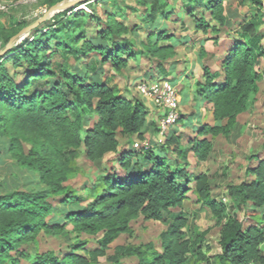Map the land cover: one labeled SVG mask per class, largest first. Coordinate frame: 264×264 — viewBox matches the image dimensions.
<instances>
[{"label": "trees", "instance_id": "obj_1", "mask_svg": "<svg viewBox=\"0 0 264 264\" xmlns=\"http://www.w3.org/2000/svg\"><path fill=\"white\" fill-rule=\"evenodd\" d=\"M135 1L144 7L142 16L153 26L145 48L137 49L121 36L126 24L101 21L97 15L78 11L72 24L79 26L81 19L89 17L98 24L94 33L88 35L76 26L78 31L63 40L58 39L60 22L40 34L35 27L30 39L0 56V136L9 138L8 150L16 162L36 172L47 188L46 192L0 193V264H18L22 259H31V264H96L139 216L162 221L166 229L160 249L152 243L118 249L120 256H136L137 264H264V155L254 154L251 160L256 164L246 166L243 179L226 185L227 201H223L213 196L206 172H188L187 149L177 128L168 131L159 150L119 144V137L144 140L148 110L142 99L120 93L102 79L103 72L91 66L89 58L99 57L101 65L120 71L130 59L147 55L163 76L174 43L188 38L168 31L169 0ZM243 1L264 7V0ZM222 2L186 0L182 10L192 18L194 28L205 33V16L194 12L204 9L215 14ZM161 19L164 24L158 25ZM178 20L186 25L184 18ZM239 30V36L222 53H210L203 47L199 52L216 69L204 65L202 79L195 82L194 96L210 104L213 117L211 124L200 123L195 131L200 137L189 141L196 165L208 158L215 137L229 133L237 115L247 110L249 96L258 89L261 77L255 66L260 55L247 43L258 33L252 21L240 24ZM13 35L0 43V49ZM165 41L168 43H160ZM60 52L66 56L58 61ZM8 62L14 69L24 68L22 80L8 74ZM222 120L225 124H220ZM156 124L154 120L150 123ZM111 153L114 157L106 159ZM79 156L92 163L104 162L80 194L65 184L76 174ZM189 190L210 209L219 227L214 254L208 255L206 244L210 226L200 230L195 217L189 218L183 211ZM245 218L250 220L247 224ZM67 225L77 239L66 251L28 253L26 244L32 231L42 229L53 235ZM83 234L93 238L95 248L86 247L87 239L79 238Z\"/></svg>", "mask_w": 264, "mask_h": 264}, {"label": "rangeland", "instance_id": "obj_2", "mask_svg": "<svg viewBox=\"0 0 264 264\" xmlns=\"http://www.w3.org/2000/svg\"><path fill=\"white\" fill-rule=\"evenodd\" d=\"M61 1L63 0H0V43L9 35H15L24 27L40 19L52 4ZM185 1L169 0L172 13L166 21L168 31L174 33L177 37L188 36V38L185 42L176 41L174 43V53L172 57L165 61V75H158L154 59L147 55H139L135 59H130L127 66L120 71L115 70L109 64L101 65L99 57L91 56L88 61L91 66L95 65L100 72H103L102 79H107L110 84L115 85L120 93H127L142 99L148 110V124L146 125L144 140L119 137L120 146L129 147L133 146L135 142H140L144 145L147 143L148 146L159 150L158 146L162 143L168 131L177 128V132L182 136L181 141L187 149L188 172H206L210 179L213 196L227 201L226 185L237 183L243 179L246 166L255 163L251 160L254 154L264 155V7L257 8L243 0H223L221 9L215 14H210L204 9L197 10L194 12L195 15L199 16L202 13L208 24L206 32L202 33L194 28V21L182 10ZM143 9L144 7L138 5L135 0H85L82 3H76L68 7V12L65 14L61 11L49 16L37 27L40 34L50 25L60 22L56 26L58 29H62L58 39L67 40L77 30V25L72 24L75 14L79 13L78 11H83L82 13L86 15H97L101 21L109 20L113 23L122 22L126 24V29L121 36L128 43H131V46L141 49L145 48L148 43L147 34L153 27L142 16ZM108 13L112 14L111 17L107 15ZM178 17L185 19V26L180 24ZM80 21L79 26H77L79 31L85 30L88 35L94 33L95 28L98 26L89 17H84ZM251 21L254 22L258 35L251 38L247 43L260 55L255 66L261 77L257 92L249 96L247 110L237 115L229 133H221L215 137L208 158L196 165L193 153L188 150L189 141L192 137H200L195 132L200 123L209 124L213 121L207 102L201 105L199 102H202V100L196 99L194 96L195 82L198 77H201L204 65L211 64V69H216L212 61L199 57L200 49L203 47L206 50L208 49L207 51L210 53L212 51L222 53L229 46V42L239 36L240 24ZM161 24H164V19L159 21L158 25ZM68 28L69 30H67ZM34 33L36 32L31 30L19 36L11 43L9 50L18 42L30 39ZM213 38H217V42H214ZM160 43L165 44L168 41ZM65 56L64 52H60V55L56 58L60 61ZM68 58L69 63H72L73 60H70V57ZM7 68L8 74L15 77L17 81L24 78V68L14 69L9 62ZM158 76L173 81V83L170 82L174 85L179 99V121L167 129L164 137L158 135L157 124L150 125L153 120L154 122L155 120L156 122L159 121V111L138 89L140 83H148ZM196 108L202 109L201 114H199V111H195ZM150 115H155V118H150ZM198 115L201 117V122L195 121ZM225 122L226 120H222L220 124H225ZM89 124L92 125V122ZM28 146V144H25L26 148ZM8 147L9 138L0 136V193L5 194L17 190H41L46 192L47 188L40 182L38 174L19 165L11 156ZM113 157L112 153L105 156L106 159ZM75 163L77 172L65 184L78 189L80 194L81 187L89 185L97 177L101 167L104 166V162L92 163L83 156H79ZM187 195L188 198L183 202V211L187 213L189 218L195 217L197 227L200 230L210 226L206 235V244L210 247L208 255L214 254L218 251L217 240L219 236V227L214 224L215 218L210 209L197 200L192 190H189ZM48 199L51 200V196ZM249 221L245 218L244 224ZM71 229V225H67L65 229L58 230L53 235L45 233L42 229L32 231L26 244L28 253L34 256L46 251H53L56 254L60 251H66L69 245L77 239V234ZM165 229L166 224L162 221L147 220L143 216L137 217L130 222L129 232L121 234L112 242L106 251V256L100 257L96 264H114V261H117V264H137L136 256H120L121 252L118 249L120 247L143 248L148 243H152L160 249L161 234ZM79 238L87 239V248L93 249L96 247L91 236L83 234ZM261 248L264 252V243ZM18 264H31V259H22Z\"/></svg>", "mask_w": 264, "mask_h": 264}, {"label": "built area", "instance_id": "obj_3", "mask_svg": "<svg viewBox=\"0 0 264 264\" xmlns=\"http://www.w3.org/2000/svg\"><path fill=\"white\" fill-rule=\"evenodd\" d=\"M138 89L159 111L158 135L164 137L167 129L176 124L179 119V99L174 85L169 80L158 76L148 83H140ZM146 144L135 142L133 146L135 148L147 147L148 144Z\"/></svg>", "mask_w": 264, "mask_h": 264}, {"label": "water", "instance_id": "obj_4", "mask_svg": "<svg viewBox=\"0 0 264 264\" xmlns=\"http://www.w3.org/2000/svg\"><path fill=\"white\" fill-rule=\"evenodd\" d=\"M84 1L85 0H63L61 2H57V3L53 4V5H51L40 19H38L34 23L24 27L18 33L13 35L10 38L9 42L7 43V45L3 49L0 50V56L5 54L9 50L11 43L14 42L19 36H21L23 34H26L27 32H29L32 29H34L35 27L40 25V23H42L44 20H46L49 16H52L55 13L63 11L66 8H68L70 6H73L76 3H82Z\"/></svg>", "mask_w": 264, "mask_h": 264}, {"label": "crops", "instance_id": "obj_5", "mask_svg": "<svg viewBox=\"0 0 264 264\" xmlns=\"http://www.w3.org/2000/svg\"><path fill=\"white\" fill-rule=\"evenodd\" d=\"M207 50H208V49H207ZM208 52H209V51H208ZM211 53H217V52L212 51ZM208 66L211 67L212 65H211V64H208ZM201 79H202V75H201V77H198V78L196 79V81H197V80H201ZM199 103L202 105V104L204 103V101H202V102L200 101ZM207 104H208V103H207ZM200 107L202 108V106H200ZM200 107H199V108H200ZM208 108L210 109V104H208ZM201 110H202V109H198V108H196L195 111H196V112L199 111V114H201V112H202ZM210 111H211V109H210ZM210 113H211V112H210ZM197 114H198V113H197ZM210 115H211V118H212V121H213L212 113H211ZM150 118H152V119L155 118V115H154V116H151V115H150ZM190 121L192 122V120H190ZM195 121L201 122V117H199V115H198V117H196V120H195ZM155 122H156V120H155ZM192 123H193V122H192ZM209 124H211V123H209ZM261 155H262V154H261ZM253 161H254L255 163L252 164V165H255V164H256V160H253Z\"/></svg>", "mask_w": 264, "mask_h": 264}]
</instances>
